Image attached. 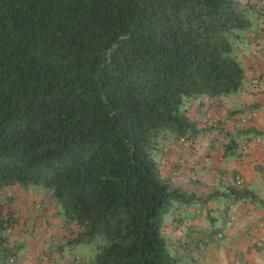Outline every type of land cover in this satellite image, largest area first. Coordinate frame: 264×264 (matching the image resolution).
<instances>
[{"label": "trees", "instance_id": "1", "mask_svg": "<svg viewBox=\"0 0 264 264\" xmlns=\"http://www.w3.org/2000/svg\"><path fill=\"white\" fill-rule=\"evenodd\" d=\"M253 8L240 0H0L1 263L17 253L8 242L19 217L7 191L18 186L50 192L76 233L70 242L100 239L89 264H179L163 234L167 214L219 194L197 196L166 178L160 142L205 132L187 114L191 99L242 88L235 42ZM221 195L226 212L255 196L233 185Z\"/></svg>", "mask_w": 264, "mask_h": 264}, {"label": "crops", "instance_id": "2", "mask_svg": "<svg viewBox=\"0 0 264 264\" xmlns=\"http://www.w3.org/2000/svg\"><path fill=\"white\" fill-rule=\"evenodd\" d=\"M240 1L256 7L248 12L250 26L253 22L256 29L249 30L252 25L237 31L238 59L246 70L242 88L221 97L191 99L187 114L205 132L194 138L167 135L160 142L158 159L166 178L197 196L219 194L206 207L192 203L167 214L165 237L180 251L196 245L187 251V264H264V0ZM251 110L256 116L243 124L241 115ZM230 185L247 188L255 196L241 199L226 212L221 194ZM7 194L13 195L19 217L8 245L23 251L14 261L0 264H84L68 243L76 233L58 215L49 191L16 186ZM198 231L202 234L194 237Z\"/></svg>", "mask_w": 264, "mask_h": 264}, {"label": "rangeland", "instance_id": "3", "mask_svg": "<svg viewBox=\"0 0 264 264\" xmlns=\"http://www.w3.org/2000/svg\"><path fill=\"white\" fill-rule=\"evenodd\" d=\"M253 17V16H252ZM251 17V19L252 20H255V18L253 19ZM252 25H254V23L252 22ZM251 25V26H252ZM250 26V27H251ZM254 29H256V25H254V27L252 28H250L249 30H251V31H253ZM234 53H235V56H237V58L240 56L239 55V51H238V45H237V42H235V50H234ZM240 60V59H239ZM198 204H200V207L201 208H203V207H206L207 205H205V202H202V201H199V202H197ZM11 208V207H10ZM208 215H210V214H208ZM213 221V220H212ZM202 234V232L201 231H198V233H196L195 235H194V237H197V236H200ZM171 239V238H170ZM197 238H192L191 239V241H195ZM49 241V240H48ZM19 242H21L20 240H19ZM64 241H62V243H63ZM9 243V242H8ZM22 243V242H21ZM49 243L51 244V243H53V241L51 240V241H49ZM68 243H70V245H72V247H71V249H72V251L75 253V254H77V255H79V257H81V260L82 261H84V263H86V264H89L90 262H91V260H93L94 259V257L96 256V254H97V252H98V244L100 243V239L98 238L97 240H95L94 242H87V243H75V244H73L72 242H68ZM67 244V243H66ZM51 245H58V242H56V244H51ZM70 245H68L67 244V248L66 249H68V247L70 246ZM196 245H194V244H191V245H189V249L187 248V249H182L181 251H180V253H179V256L180 257H182L183 259H185V258H187L188 256H189V254L187 253V251H191V249H193V248H196L195 247ZM65 247H66V245H65ZM172 247V246H171ZM179 248V247H178ZM23 251V247H21L20 248V246H19V248H18V251H17V253H21ZM52 252H55V251H52ZM67 252L69 253V251L67 250ZM183 259H181L180 260V262H179V264H183Z\"/></svg>", "mask_w": 264, "mask_h": 264}, {"label": "built area", "instance_id": "4", "mask_svg": "<svg viewBox=\"0 0 264 264\" xmlns=\"http://www.w3.org/2000/svg\"><path fill=\"white\" fill-rule=\"evenodd\" d=\"M256 112L254 110L248 111L245 114L241 115V121L243 124H247L252 118L256 116ZM237 183L242 184V179H239ZM10 261H14V257L10 258Z\"/></svg>", "mask_w": 264, "mask_h": 264}]
</instances>
